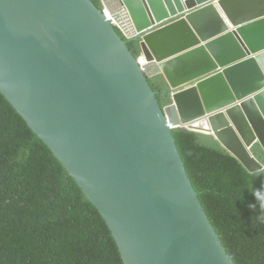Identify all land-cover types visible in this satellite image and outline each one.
Masks as SVG:
<instances>
[{
  "label": "water",
  "instance_id": "water-1",
  "mask_svg": "<svg viewBox=\"0 0 264 264\" xmlns=\"http://www.w3.org/2000/svg\"><path fill=\"white\" fill-rule=\"evenodd\" d=\"M0 0V91L96 206L124 264H237L173 129L264 169V0ZM142 39L140 66L102 12ZM163 75L162 109L148 78Z\"/></svg>",
  "mask_w": 264,
  "mask_h": 264
},
{
  "label": "trees",
  "instance_id": "trees-1",
  "mask_svg": "<svg viewBox=\"0 0 264 264\" xmlns=\"http://www.w3.org/2000/svg\"><path fill=\"white\" fill-rule=\"evenodd\" d=\"M101 6L99 0H92ZM127 42L143 54L142 39ZM162 109L172 104L163 75L148 78ZM188 175L237 264H264V226L252 223L256 200L250 188L264 187L255 173L211 134L173 129ZM264 167V149L253 147ZM0 264H124L105 219L55 153L0 91Z\"/></svg>",
  "mask_w": 264,
  "mask_h": 264
},
{
  "label": "clouds",
  "instance_id": "clouds-1",
  "mask_svg": "<svg viewBox=\"0 0 264 264\" xmlns=\"http://www.w3.org/2000/svg\"><path fill=\"white\" fill-rule=\"evenodd\" d=\"M124 36L126 37L125 34ZM250 191L253 193L256 200L255 204H249V207L255 210L252 223L256 226H264V187L259 189L250 188Z\"/></svg>",
  "mask_w": 264,
  "mask_h": 264
},
{
  "label": "built area",
  "instance_id": "built-area-1",
  "mask_svg": "<svg viewBox=\"0 0 264 264\" xmlns=\"http://www.w3.org/2000/svg\"><path fill=\"white\" fill-rule=\"evenodd\" d=\"M102 12L106 16V18L108 19L109 22H111L116 28H118L122 33H124L127 36L126 28L121 26L119 23H117L115 21V19L113 18V16L111 15V13L109 12V10L107 8H103ZM137 61H138L140 66H144V65L149 63V61L147 60V58H146V56L144 54L140 55L137 58Z\"/></svg>",
  "mask_w": 264,
  "mask_h": 264
}]
</instances>
